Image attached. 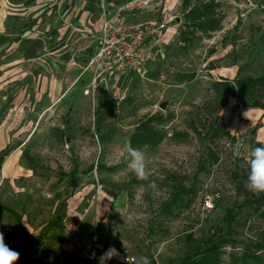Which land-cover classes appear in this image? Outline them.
Masks as SVG:
<instances>
[{
	"label": "rangeland",
	"instance_id": "1",
	"mask_svg": "<svg viewBox=\"0 0 264 264\" xmlns=\"http://www.w3.org/2000/svg\"><path fill=\"white\" fill-rule=\"evenodd\" d=\"M24 1L8 15V0H0V149L8 147L0 161V232L20 253L17 264H41L40 256L54 264H100L110 248L130 262L146 256L150 264H169L224 234L225 209L234 210L251 193L249 153L233 154L240 138L224 118L239 105L256 106L225 97L213 82L264 70V0H221L219 31L195 30L186 48L178 33L188 6L150 0L137 19H163L166 11L176 27L167 31L146 77H119L125 98L118 105L99 88L82 91L90 77L83 67L94 44L97 4L104 0L92 6L89 0ZM101 101L111 109L97 122ZM152 114L163 136L153 145L131 144L144 153L150 172L139 180L126 145L139 121ZM214 114L225 132L208 141L202 132ZM179 186L177 198H192L186 206L169 203ZM8 205L21 215L14 229L5 223L10 214L2 207ZM234 218L232 243L222 245L218 264H256L242 258L241 249L257 238L263 222L246 207ZM105 264L128 260L113 257Z\"/></svg>",
	"mask_w": 264,
	"mask_h": 264
},
{
	"label": "trees",
	"instance_id": "2",
	"mask_svg": "<svg viewBox=\"0 0 264 264\" xmlns=\"http://www.w3.org/2000/svg\"><path fill=\"white\" fill-rule=\"evenodd\" d=\"M181 3L183 7H188L182 13V28L179 30L178 38L183 47L186 48L195 37V30H199L204 34H208L215 30L219 25L221 15L216 9L219 5L217 0H198L190 5L188 4V0H182ZM213 86L221 88L225 93V97L228 95L236 96L241 104L247 105V103H250L251 106H256L264 110V70L255 74L235 76L231 79L222 78L215 80ZM110 107L111 106L102 108V101L98 103L95 108L97 122L110 112ZM155 117L156 115L152 114L139 121L129 134L128 142L134 145H153L160 141L163 136L162 132L151 124V121L154 120ZM224 132L225 123L223 119L216 114L211 123H209L207 128L202 132V136L208 141H212L220 137ZM259 146V143L255 144V147ZM7 152L8 147L6 146L0 149V160ZM232 177L234 178L235 189L239 191L241 189V183L238 181L239 179L236 177L235 172H232ZM181 189V186L175 187V193L172 195L171 199H169L170 204L179 202V205L186 206L190 202L192 199L191 197H187L185 201H182L180 197L177 198V191ZM241 207L249 209L250 213H254L263 222L257 238L250 243L246 242L243 244L241 256L256 264H264V193L255 195L252 192L246 194L243 200L235 206L234 210L231 206L225 209L224 219L226 220V231L224 234L218 235L209 244L197 250L185 252L181 257L171 261L169 264H218L222 252V245L232 243L233 239L231 234L234 232V229H232L231 225L233 221H236L234 216L239 212ZM3 208L10 211L16 218H19V215L11 207L5 206ZM165 210L169 211V207H166L164 211ZM30 264L35 263L31 261Z\"/></svg>",
	"mask_w": 264,
	"mask_h": 264
},
{
	"label": "built area",
	"instance_id": "3",
	"mask_svg": "<svg viewBox=\"0 0 264 264\" xmlns=\"http://www.w3.org/2000/svg\"><path fill=\"white\" fill-rule=\"evenodd\" d=\"M149 1L125 0L112 6L103 1L98 4L94 44L83 67L90 72L89 81L82 89L83 93H93L99 88L118 105L125 98L123 85L118 83L119 77L128 74L139 78L147 76L149 62L158 56L165 42L166 32L171 26L176 27V22L169 25L171 16L159 20L137 19V12L146 8ZM203 206H212L209 195L203 198ZM114 257L122 261H127V257L132 260V257L121 253Z\"/></svg>",
	"mask_w": 264,
	"mask_h": 264
},
{
	"label": "clouds",
	"instance_id": "4",
	"mask_svg": "<svg viewBox=\"0 0 264 264\" xmlns=\"http://www.w3.org/2000/svg\"><path fill=\"white\" fill-rule=\"evenodd\" d=\"M231 150L237 157L241 156L242 151L249 153L250 159L248 163L250 165V172L247 187L255 195L264 193V147L249 148L244 140L237 139L235 144L232 145ZM126 154L130 158L129 167L136 178L139 180H147L150 172L147 168L144 153L138 148H133L129 143L126 145ZM114 256L118 257L119 253L115 248H110L100 256V264H105L106 261L111 260ZM19 258L20 253L7 245L3 232H0V264H17ZM128 264H150V260L146 256H140L132 262L128 260Z\"/></svg>",
	"mask_w": 264,
	"mask_h": 264
},
{
	"label": "crops",
	"instance_id": "5",
	"mask_svg": "<svg viewBox=\"0 0 264 264\" xmlns=\"http://www.w3.org/2000/svg\"><path fill=\"white\" fill-rule=\"evenodd\" d=\"M122 1H124V0H104V3L108 6H112V5H117L118 3L122 2ZM194 1L195 0H188V2H190V3H193ZM217 1L219 2V4H221V0H217ZM24 2H25L24 0H8V15L15 12L16 11L15 9H18L19 6L20 7L25 6ZM88 3L90 4V6H92L93 0H89ZM88 9H90V8H88ZM163 16H164V18H166L167 16H170V14L165 11ZM222 22L223 21H221V23ZM0 26H1V21H0ZM0 30H2L1 27H0ZM217 31H219V30H214V33ZM166 36H168L167 32H166ZM235 64L236 63L234 62L232 64H229V66H227V68H232V70H233L232 74L229 75V77H232L235 74V71H236V69L234 67ZM216 65L217 64L215 63V66ZM10 68L13 69L14 66H8V69H10ZM217 68H218V66H216V69ZM240 76H242V75H240ZM232 102L235 104V98L232 99ZM213 117L209 119L208 123H211V121L213 120ZM224 119L225 120L227 119L228 124L227 123L226 124H227L228 130L230 131V134H233L237 138H240V139H243V137H244V140H245L244 142L246 143V145L248 147H250L253 143H255V144L259 143V145L264 144V110L262 108L246 107V106L239 105V108L238 109L236 108V111L234 113L231 112ZM8 207H11L19 215V218H16L10 211H8V214H10V217L8 216V222H9L8 227L14 229L15 224H17L18 226H21V215H20V213L15 208H13L12 206L8 205ZM12 222H14V223H12ZM39 259H41V264H54L53 261L51 260V258H49L48 256H40ZM34 263L36 264V262H34Z\"/></svg>",
	"mask_w": 264,
	"mask_h": 264
},
{
	"label": "water",
	"instance_id": "6",
	"mask_svg": "<svg viewBox=\"0 0 264 264\" xmlns=\"http://www.w3.org/2000/svg\"><path fill=\"white\" fill-rule=\"evenodd\" d=\"M164 104H165V101H161V102L159 103V106H160V107H164Z\"/></svg>",
	"mask_w": 264,
	"mask_h": 264
}]
</instances>
